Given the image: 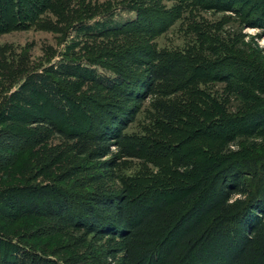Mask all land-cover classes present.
<instances>
[{
	"label": "trees",
	"instance_id": "trees-1",
	"mask_svg": "<svg viewBox=\"0 0 264 264\" xmlns=\"http://www.w3.org/2000/svg\"><path fill=\"white\" fill-rule=\"evenodd\" d=\"M0 1L16 12L26 10L20 0ZM30 1L31 16L50 2ZM204 1L175 0L170 8L152 9L127 4L124 9L134 17L109 22L100 32L128 41L139 36L140 43L122 47L126 63L109 69L86 59L88 64L71 65L80 71H65L93 83L98 97L73 96L72 84L45 70L33 74L32 86L60 100L46 116L9 104L18 121L31 125L7 132L12 140L35 148L54 135L65 139V148L50 146L40 164L58 155L61 166L69 164L74 173L92 171L95 182L132 159L160 170L138 191L132 187L136 177L127 175L119 176L123 186L97 184L83 193L52 182L5 188L0 202L12 200L15 215L49 222L66 241L61 249L17 243L0 226V264H264V55L258 49L247 54L226 34L213 37L200 14ZM215 1H221L219 9L238 10L240 22L264 28V0ZM177 20H188L182 49L145 42L146 35L161 34ZM90 64L109 74H97ZM211 68L214 81L224 83L217 90L197 78ZM152 94L146 128L164 138L126 133L141 97ZM73 110L85 119L84 129L57 122ZM5 114L0 111V124L9 119ZM183 126L208 142L201 139L186 151L176 147L172 154L166 132ZM0 215L13 216L1 208ZM73 248L82 250L65 253Z\"/></svg>",
	"mask_w": 264,
	"mask_h": 264
},
{
	"label": "rangeland",
	"instance_id": "rangeland-1",
	"mask_svg": "<svg viewBox=\"0 0 264 264\" xmlns=\"http://www.w3.org/2000/svg\"><path fill=\"white\" fill-rule=\"evenodd\" d=\"M173 2L175 0H50L49 5L38 7L37 12L31 16L27 9L34 3L30 0H20L18 6L20 8L23 6L26 10L20 9L18 12L12 9V4L0 1V111L7 113L5 116L9 118L0 124V195L7 187L50 182L64 187L67 191L83 193L97 184L108 187L123 186L124 182L119 179V176L124 175L136 177L138 183H132L136 191L140 187L149 185L150 176L158 168L149 163L146 165L143 159L128 160L123 165L124 169L113 171L112 176L109 175L100 182L91 181L92 171L74 173L69 164L61 166L58 155L54 156L53 160L40 164L39 159L40 162L43 161V153H46L50 146L57 145L65 148V139L54 135L49 142L35 148L27 147L22 140H12L7 132H14L13 130L18 127L31 128V125H26L25 121H18L19 113L11 114L12 112L7 108H10L9 104L13 103L20 109L35 114L34 116H46L48 107L56 106L60 100L51 96L39 85L32 86L33 74L44 75L45 70H53L52 74L56 79L65 80L68 85L72 84L73 96L96 98L98 87L89 81L83 82L81 78H76L72 74L68 75L65 71H80V68L76 69L71 65L75 62L88 64L86 59L99 61L109 69L126 63L123 59L122 47H125L126 43L130 45L136 44V41L140 43L139 36H134L129 41L123 36H100L103 27L109 22L133 18L134 13L124 9L127 4L152 9L161 5L170 8ZM219 2L205 0L200 10L201 16L210 27L211 34H214L213 37L226 34L228 38L233 39L237 48L245 50L247 54L258 49L264 55V28L252 27L248 23L240 22L238 10L219 9L218 7L222 4ZM187 25L188 20H177L161 34L154 32L155 34L146 35L145 42L156 49H182L185 46L184 38L189 37V33L186 32ZM138 64L130 63L131 67L136 68ZM90 66L97 74H109L99 65L90 64ZM215 76V71L211 68L207 76L200 74L197 78L203 80V83L205 82L213 90H217L224 83L214 81ZM154 97V94L141 97V101L136 106L135 121L126 128V133L146 134L149 139L152 136L158 140L164 138L157 131L151 132L146 128L150 124L149 115ZM10 98L12 101L9 100ZM57 122L66 129L71 123L83 129L86 126L85 119L75 110L63 119H57ZM187 131L189 130L185 126L179 127V130L178 128L167 130L168 141L172 143L170 146L172 154L178 152L175 151L176 147L179 151H186L201 139L208 142L206 138H195L194 134ZM149 139L145 142L153 143ZM231 148H236V145ZM110 150L113 154L117 150V145L112 143ZM71 155L73 154L68 157ZM106 157V159L111 158L110 155ZM162 160L164 159H160L159 163H162ZM162 185L165 186L167 183ZM0 208L6 211V215L8 213L13 215L12 218H4V215H0V226L7 232L4 234L8 235L12 241L23 244L32 243L48 249L56 247L61 249L64 245L66 239L55 232V228L51 227L49 222L35 218L24 219L15 215L17 210L12 200L9 199L7 203L3 200L0 202ZM81 250L82 248H73L65 253Z\"/></svg>",
	"mask_w": 264,
	"mask_h": 264
}]
</instances>
